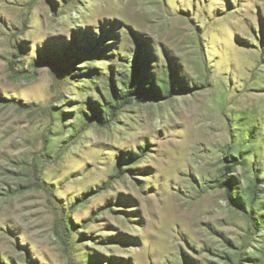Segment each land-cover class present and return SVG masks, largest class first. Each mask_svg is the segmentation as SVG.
I'll use <instances>...</instances> for the list:
<instances>
[{
    "label": "rangeland",
    "instance_id": "374dc122",
    "mask_svg": "<svg viewBox=\"0 0 264 264\" xmlns=\"http://www.w3.org/2000/svg\"><path fill=\"white\" fill-rule=\"evenodd\" d=\"M0 264H264V0H0Z\"/></svg>",
    "mask_w": 264,
    "mask_h": 264
},
{
    "label": "trees",
    "instance_id": "16d2710c",
    "mask_svg": "<svg viewBox=\"0 0 264 264\" xmlns=\"http://www.w3.org/2000/svg\"><path fill=\"white\" fill-rule=\"evenodd\" d=\"M137 89V90H136ZM136 89H129V91L126 92V94L124 95V98L119 99L118 97L117 99V103L115 106H110L109 108L112 109L113 111H120V109L122 107H124L125 105H127L130 101V96H131V91L136 90V92L140 95L139 100L143 101L145 100V98H155V99H159L160 95V90L157 89H151L149 92L144 88V89H139L138 87ZM100 122H103L102 119H100ZM229 184V183H228ZM230 185V184H229ZM230 193L231 191L229 190L228 193H226V196L228 198H230Z\"/></svg>",
    "mask_w": 264,
    "mask_h": 264
}]
</instances>
